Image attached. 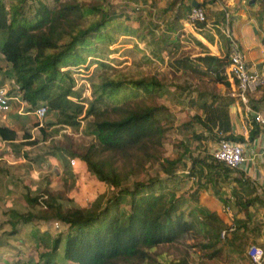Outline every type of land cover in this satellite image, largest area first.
<instances>
[{
	"label": "trees",
	"instance_id": "obj_1",
	"mask_svg": "<svg viewBox=\"0 0 264 264\" xmlns=\"http://www.w3.org/2000/svg\"><path fill=\"white\" fill-rule=\"evenodd\" d=\"M19 2L20 5L9 6L5 0H0V51L10 63V77L15 78L24 101L33 107L44 101L50 109L58 111L59 124L78 127L83 115V118H92L87 123L95 141L86 153L74 155L85 164L96 182L113 190L98 209L63 210L54 201L46 204L54 218L68 227L64 236L49 240L51 249L43 254L48 258L44 264L50 263L49 259L62 242L67 262L154 264L152 251L188 236L195 226L188 217L198 212L192 209L186 213V199L171 191L163 181L135 179L151 162L165 159L164 170L171 176L177 165L175 160L165 157L169 128L164 117L169 109L158 100L162 82L156 75L128 80H113L104 75L94 90V99H90L86 107L80 100L82 91L77 89L74 70L87 62L85 53L99 48L97 42H104L101 50L105 54L97 58L103 66H108V56L115 52L111 46L117 44L121 36L134 35L135 30L120 21L123 13L112 10L109 15L102 4L78 0ZM91 62L98 66V61ZM124 90L138 99L134 102L116 99L119 91ZM112 102L115 104L111 105ZM257 132L258 129L254 133ZM0 136L15 140L17 132L0 127ZM198 161L201 162L195 159L194 164ZM215 162L216 166H223ZM223 168L234 170L226 165ZM131 179H135L132 185L127 184ZM29 201L35 203L37 198H29ZM219 229L215 226L211 230L206 248L220 241ZM159 264L188 263L182 258Z\"/></svg>",
	"mask_w": 264,
	"mask_h": 264
},
{
	"label": "crops",
	"instance_id": "obj_2",
	"mask_svg": "<svg viewBox=\"0 0 264 264\" xmlns=\"http://www.w3.org/2000/svg\"><path fill=\"white\" fill-rule=\"evenodd\" d=\"M122 4L126 21L133 17L142 22L132 27L134 35L124 37L135 39L142 49L150 48L159 64L155 74L162 82L160 93L165 92L161 103L169 109L168 131L175 130L180 144L185 143L184 152L193 148L194 157L201 160L192 164L198 176L203 175V196H209L203 207L215 208L218 232L236 225L225 238L228 251L241 257V264H254L248 256L250 245L264 248V128L254 121L253 111L264 115V88L249 93L248 104L243 103L235 95L238 84L227 64L231 35L241 44L250 67L264 73V0H123ZM194 6L202 7L207 19L182 31ZM15 124L10 119L0 127L14 129ZM223 137L245 147L247 161L233 171L213 163L212 153ZM14 141L0 136V155H14V148L4 147ZM79 168L86 171L82 161Z\"/></svg>",
	"mask_w": 264,
	"mask_h": 264
},
{
	"label": "rangeland",
	"instance_id": "obj_3",
	"mask_svg": "<svg viewBox=\"0 0 264 264\" xmlns=\"http://www.w3.org/2000/svg\"><path fill=\"white\" fill-rule=\"evenodd\" d=\"M5 1L9 6L20 5V0ZM122 1L78 0L88 4H102L105 7V13L109 15L112 10L118 12L122 10L121 7L125 5ZM131 8L124 10H131ZM120 21L124 25L130 24L131 27H138L137 24L142 23L133 17L127 21L125 18ZM110 32L116 34L114 29H110ZM103 43H96L100 46L95 52L85 53L87 62L74 70L77 89L82 91L80 100L86 107L89 100L94 99V90L101 83L104 75L113 80H128L155 74L159 66L153 60L154 53L150 48L142 49L135 39H127L124 36L120 37L117 44L111 46L115 52L108 56L107 62L110 64L103 66L98 59L100 56L105 57L101 50ZM142 47L145 46L142 45ZM91 61H98V66ZM9 71L10 63L0 51V83L8 85L13 93L18 85L15 78L10 77ZM163 96L165 92L162 89L158 98L159 102ZM118 98L122 102L127 100L134 102L133 100L138 99L128 90L119 91L116 99ZM71 99L78 100L75 97ZM43 104L48 105L40 101L36 107H33L26 101L14 100L10 112L0 113V125L11 119L17 127L14 128L17 132L15 139L17 141L4 146L10 151L14 148L13 153L11 152L14 155H0V229L1 223H4L3 230H0V264H44L48 261L43 254L51 249L49 240L58 235L64 236L68 227L54 218L53 211L46 205L49 201L62 206L63 210L72 207L98 209L113 193L109 186L102 187L96 182L87 168L85 172H81L79 168L81 160L74 155L86 153L87 148L95 141L87 123L92 118H83V115L78 127L59 124L58 111L49 107L47 115L40 120L35 114V109ZM114 104L112 102L111 105ZM4 115H7L6 119ZM164 121L169 123L167 116L164 117ZM167 133L164 144L165 157L177 162L175 172L172 176L165 172L164 166H167V162L164 159L148 164L144 173L135 179L147 181L150 178H156L163 181V184L167 185L171 191L186 199L184 206L186 213L192 209H197L198 212L196 216L188 217L195 223L194 229L188 236L180 238L175 243L163 244L152 251L153 258L156 260H153L154 264L182 258L186 259L188 264H241L244 262L243 259L228 251L225 239L221 238L214 247H205L209 243V233L219 220L214 218L215 208L203 207V199L207 203L209 196H203V175L199 177L198 168L193 169L192 164V161L199 157H194L196 151L193 148L191 153L184 152L185 143L180 144L181 140H178V133L175 130L170 129ZM177 150L181 151L180 155H177ZM188 156L190 159L187 158ZM188 170L191 173L185 172ZM135 179H131L127 184L132 185ZM197 184L199 189L196 187ZM29 198H37V202L33 203L29 201ZM57 222L60 223L59 227L56 225ZM64 247L62 242L58 251L49 259V264H71L64 259Z\"/></svg>",
	"mask_w": 264,
	"mask_h": 264
},
{
	"label": "built area",
	"instance_id": "obj_4",
	"mask_svg": "<svg viewBox=\"0 0 264 264\" xmlns=\"http://www.w3.org/2000/svg\"><path fill=\"white\" fill-rule=\"evenodd\" d=\"M206 19L205 10L200 6H194L185 17L182 31L186 29V25L197 27L199 23L205 22ZM230 41L227 70L238 84V91L235 95L243 103L248 104V94L264 86V73H260L250 67L246 53L237 39L230 35ZM14 100L24 101L18 89L11 93V89L8 86L0 85V113L10 112ZM48 110V105L43 104L35 109V114L41 120L47 115ZM253 115L254 121L264 128V115L256 111H253ZM212 155L215 161L221 162L232 169L239 168L247 161L244 145L231 141L226 137L220 140L218 148L215 149ZM56 225L59 227L60 223L57 222ZM234 230H236V225L231 224L228 228L221 231V237L225 239ZM248 256L254 264H263L264 248L260 245L252 244L248 249Z\"/></svg>",
	"mask_w": 264,
	"mask_h": 264
}]
</instances>
